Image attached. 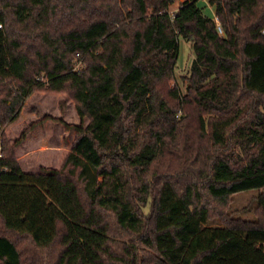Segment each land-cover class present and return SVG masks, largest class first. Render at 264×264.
Returning a JSON list of instances; mask_svg holds the SVG:
<instances>
[{"label": "trees", "instance_id": "obj_1", "mask_svg": "<svg viewBox=\"0 0 264 264\" xmlns=\"http://www.w3.org/2000/svg\"><path fill=\"white\" fill-rule=\"evenodd\" d=\"M172 2L0 0V264H264V0ZM34 92L80 118L58 169L5 135Z\"/></svg>", "mask_w": 264, "mask_h": 264}, {"label": "rangeland", "instance_id": "obj_2", "mask_svg": "<svg viewBox=\"0 0 264 264\" xmlns=\"http://www.w3.org/2000/svg\"><path fill=\"white\" fill-rule=\"evenodd\" d=\"M183 0H173L168 10L174 12ZM204 12L211 16L214 8L209 0H199ZM194 58L191 44L180 38L175 73L177 82L184 89L185 75ZM81 64L78 63L79 67ZM76 66V67H77ZM88 120H83L86 125ZM80 123L75 104L65 93L34 92L26 100L16 120L5 127V135L14 154L26 172H37L41 168H60L77 138L76 130L67 125ZM25 135L19 142L23 131ZM255 190L234 195L230 211L234 216L252 218Z\"/></svg>", "mask_w": 264, "mask_h": 264}, {"label": "built area", "instance_id": "obj_3", "mask_svg": "<svg viewBox=\"0 0 264 264\" xmlns=\"http://www.w3.org/2000/svg\"><path fill=\"white\" fill-rule=\"evenodd\" d=\"M174 12H170L169 11V14L173 16ZM210 17L214 20V22L216 24V29H217L218 33L219 34H222V28H221L219 19H218L217 15L215 14V11H213V14ZM261 33L264 35V27L262 28Z\"/></svg>", "mask_w": 264, "mask_h": 264}]
</instances>
